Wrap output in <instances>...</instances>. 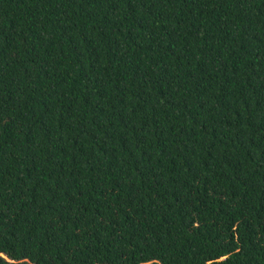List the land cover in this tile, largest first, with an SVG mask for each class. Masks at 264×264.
Wrapping results in <instances>:
<instances>
[{
    "label": "trees",
    "instance_id": "obj_1",
    "mask_svg": "<svg viewBox=\"0 0 264 264\" xmlns=\"http://www.w3.org/2000/svg\"><path fill=\"white\" fill-rule=\"evenodd\" d=\"M0 264H264V0H0Z\"/></svg>",
    "mask_w": 264,
    "mask_h": 264
}]
</instances>
